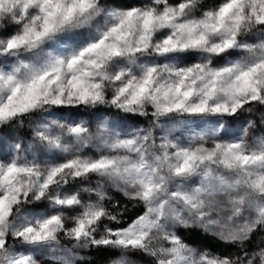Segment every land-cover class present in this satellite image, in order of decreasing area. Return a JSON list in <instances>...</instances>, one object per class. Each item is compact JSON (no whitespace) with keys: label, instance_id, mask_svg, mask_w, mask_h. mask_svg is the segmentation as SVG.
<instances>
[{"label":"snow or ice","instance_id":"1","mask_svg":"<svg viewBox=\"0 0 264 264\" xmlns=\"http://www.w3.org/2000/svg\"><path fill=\"white\" fill-rule=\"evenodd\" d=\"M245 3L251 5L247 16ZM37 7L40 15H32ZM102 11L98 0H0V264H41L37 248L47 253L44 264H264V41L241 39L246 26L264 28V0H218L214 8L207 0L116 4L107 15L118 23L98 41L57 57L46 70L19 59L22 50L39 48ZM137 21L138 46L125 53L108 43L109 36L121 40V29ZM237 45L246 58L214 69L217 60L236 55ZM149 50L195 59L184 67L164 65L177 80L163 93L153 88L156 68L146 66L139 82L130 80L108 99L104 82L119 81L123 73L100 71L104 62ZM88 54L97 59L85 60ZM199 54L206 63L195 62ZM224 72L229 83L218 90ZM190 81L206 86L186 87ZM161 96L172 100L162 103ZM193 97L199 99L189 103ZM102 104L117 108L119 125H41L37 139L55 152L43 162L28 160V148L12 130L44 107ZM173 113L209 115L216 126L184 143L171 132L158 137L159 122ZM139 119L148 126L134 123ZM228 126L238 130L230 134ZM29 200L40 215L18 225L12 216ZM61 238L72 247L62 248ZM21 239L23 250L9 248ZM83 250L95 258L86 259Z\"/></svg>","mask_w":264,"mask_h":264},{"label":"clouds","instance_id":"2","mask_svg":"<svg viewBox=\"0 0 264 264\" xmlns=\"http://www.w3.org/2000/svg\"><path fill=\"white\" fill-rule=\"evenodd\" d=\"M116 3L113 0H98V7L103 11L99 15L93 14V19L84 24L81 22L79 27L68 26L63 28L57 35L45 41L39 48L31 50H22L20 52L19 59H24L33 69L40 71L46 70L57 57H64L65 59L72 52L78 51L80 48L86 47L87 44L104 37V34L110 32L111 28L118 23V21L113 20L107 15V11L114 7ZM207 7L214 8L216 7L215 0H207ZM244 14H251V5L245 3L243 5ZM32 15L39 16V8L37 7L35 11L31 13ZM39 23V21H37ZM142 27L139 21L125 25L121 32L124 33L121 40H116L115 36H109L108 43H117L122 51H125L130 47L138 46L139 37L141 35ZM251 36L252 39L248 40V37ZM82 37V38H81ZM220 37L214 35L211 37L212 42H218ZM241 39L247 40L249 43L258 44L261 41H264V28H260L256 25H252L251 30L245 27L241 33ZM233 51L236 52L234 56H225L222 61L217 60L214 69L223 71L226 68H229L236 61H243L247 53L240 49V46L237 45ZM97 59L95 54H88L85 56V60ZM195 62L206 63L207 58L203 54H199L196 57ZM8 61H5L7 64ZM11 63H16V60H12ZM166 64H175L179 67H184L185 63L183 60L178 58L169 59L160 55H156L154 50L142 51L138 55L129 56L127 54L113 56L112 58L104 62V66L100 71L109 73L111 76L115 77L121 73L119 81L113 80L111 82H104V91L108 99H111V96L114 94L116 88L127 84L130 80L139 82L144 75L145 67H154L156 68V73L154 77L153 88H159L161 93L165 89L171 88L177 80V77L169 74L168 70L164 67ZM66 78H70L71 72L67 69L66 65L63 69ZM25 75L24 73L21 74ZM199 75V74H198ZM230 74L224 72V74L217 80L216 87L217 89L227 87L229 83ZM191 79H196L192 77ZM206 85L204 82H198L195 85L191 81L186 85V87H195L197 89H202ZM199 98L193 97L189 103L197 102ZM218 99H223L222 95L218 96ZM172 97H169L168 100H165L161 96V102H171ZM216 100H213L212 103H216ZM84 115L77 117L75 119H69L70 113L61 110H54L51 107H44L37 110L34 114H31L24 118L22 121H18L12 125V130L16 137V140L23 143L28 151L24 153L27 156L28 160L33 159L43 162L49 160L55 155L54 150L49 149L48 146L37 139L36 132L41 125L51 122L52 120H59L65 123H70L72 120L77 122L83 121L88 124L90 127L95 128V125L99 121H109L114 125H119V120L117 117L113 116V113L117 112V108L109 104L97 105L95 107L85 106L79 108ZM103 109V110H101ZM216 126V121L212 119L209 115L193 117L188 116L183 113H173L171 116L162 119L159 122V126L156 127V135L159 133V136H162L168 132H171V135L179 143H184L192 136L194 133L207 131ZM225 131L234 134L236 131L232 129V126L225 128ZM7 143L8 138L5 137ZM65 143H73L69 138L65 137ZM93 150L96 148L93 146ZM35 203L33 200H29L26 203H21L17 205L16 212L12 216V220L16 221L18 225H23L25 223V218L34 220L40 215V213L33 211L32 205ZM62 248H71L72 243L61 238ZM25 247L24 241L18 240L13 241L9 244V248L13 251L16 248L23 250ZM83 256H87V251H81ZM37 255L41 256V264H44L45 257L47 253L44 252L43 248H37Z\"/></svg>","mask_w":264,"mask_h":264},{"label":"rangeland","instance_id":"3","mask_svg":"<svg viewBox=\"0 0 264 264\" xmlns=\"http://www.w3.org/2000/svg\"><path fill=\"white\" fill-rule=\"evenodd\" d=\"M113 2L114 3H116V4H118V5H122V6H128L127 4H126V1H124V0H113ZM132 2H134V4L132 3V5H135V6H141L143 3H145L146 2V0H133ZM215 2H218V0H215ZM82 38V37H81ZM193 59H195L194 57H187L186 59H185V61H184V63L185 64H187V63H191V62H193ZM65 112H67V113H70V115H69V119H75V118H77V117H80V116H82V115H84V113L83 112H81V110L80 109H67V110H64ZM135 123V122H134ZM136 124H138V123H136ZM148 124H149V122H148V120H145V122L144 123H142V124H139V126H141V127H145V126H148ZM232 129H234L235 131H237L238 130V126L237 127H232ZM157 135H159V133H157ZM227 138V137H226ZM11 142V141H10ZM257 243H259V241L257 242ZM87 251V250H86ZM80 255H82V253H79ZM86 259H90V256H86L85 257Z\"/></svg>","mask_w":264,"mask_h":264},{"label":"trees","instance_id":"4","mask_svg":"<svg viewBox=\"0 0 264 264\" xmlns=\"http://www.w3.org/2000/svg\"><path fill=\"white\" fill-rule=\"evenodd\" d=\"M124 1H126L127 5H131L132 3L134 4V2H132L133 0H124ZM101 110H103V109H101ZM144 122H145L144 119H139V120L135 121V123H138V124H142ZM259 239H260V236L258 233L257 236L253 239V244L257 243L259 241ZM250 247H251V245H250ZM230 251L235 252V249H231ZM94 258L95 257L90 256V259H94Z\"/></svg>","mask_w":264,"mask_h":264}]
</instances>
